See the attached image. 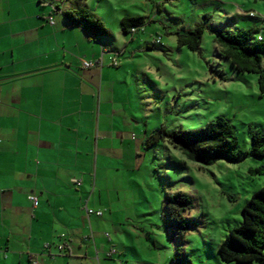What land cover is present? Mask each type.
I'll return each mask as SVG.
<instances>
[{"label":"rangeland","instance_id":"374dc122","mask_svg":"<svg viewBox=\"0 0 264 264\" xmlns=\"http://www.w3.org/2000/svg\"><path fill=\"white\" fill-rule=\"evenodd\" d=\"M85 6L110 31L104 43L124 51L113 55L118 69L110 67L124 82L119 95L125 110L122 161H114L117 170L109 171L107 187L99 185L103 190L86 206L102 212L101 218L91 215L86 222L109 233L103 252L115 254L105 257L106 264H173L176 239L164 198L178 191L189 195L193 205L186 214L190 225L182 253L191 264H226L217 248L241 223L247 199L264 186V172L253 171L264 166V158L249 153L251 134L264 136V96L256 74L236 72L219 55L212 32L255 27L264 37V0H86ZM6 9L12 17L23 11L33 19L52 17L54 23H68L63 11L71 7L67 0H0V11ZM125 16L144 18L132 36L121 32ZM200 25L205 30L198 52L177 45V33ZM70 32L81 34L78 29ZM89 54L80 56V65L95 62ZM217 117L233 127L241 152L238 163L200 166L166 142L145 144L160 129L193 131ZM99 194L102 203L97 207Z\"/></svg>","mask_w":264,"mask_h":264},{"label":"crops","instance_id":"0c3cea01","mask_svg":"<svg viewBox=\"0 0 264 264\" xmlns=\"http://www.w3.org/2000/svg\"><path fill=\"white\" fill-rule=\"evenodd\" d=\"M24 13L0 11V264H106L109 233L84 208L122 161L124 82L110 67L124 51ZM88 52L101 65L83 68Z\"/></svg>","mask_w":264,"mask_h":264},{"label":"trees","instance_id":"16d2710c","mask_svg":"<svg viewBox=\"0 0 264 264\" xmlns=\"http://www.w3.org/2000/svg\"><path fill=\"white\" fill-rule=\"evenodd\" d=\"M71 10L63 11L70 26H79L94 40L111 37L98 16L85 6L86 0H67ZM40 2V1H38ZM56 11L61 12L60 5ZM207 20V16H204ZM144 24L142 16H125L120 19L121 32L132 36L131 29ZM204 25L195 27L186 33H177L179 47L198 52ZM258 29L250 27L237 31L214 30L213 41L219 55L227 59L236 72L257 75L260 96H264V37L258 40ZM114 66V65H113ZM166 142L185 160L200 166H209L219 161L238 163L241 152L232 125L223 117H217L204 127L193 131L167 132L163 129L151 134L145 141L146 146ZM249 153L255 158H264V136L251 134ZM264 172V166L255 170ZM191 197L180 191L165 195L164 209L176 239L173 264H191L182 253L185 234L190 225L186 214L192 209ZM242 221L231 228L217 248L219 259L226 264H264V186L254 192L242 207Z\"/></svg>","mask_w":264,"mask_h":264},{"label":"built area","instance_id":"2783aa9c","mask_svg":"<svg viewBox=\"0 0 264 264\" xmlns=\"http://www.w3.org/2000/svg\"><path fill=\"white\" fill-rule=\"evenodd\" d=\"M250 16H253V14L250 13ZM262 20H264V16H262ZM48 21L52 24V18H51V17L48 18ZM131 31L134 32V29H131ZM257 38H258V40H261V36H258ZM159 41H160V38L158 37V38L156 39V42H159ZM112 64H113L114 66L116 65V61H115V59L112 60ZM95 65H101V62H98V61H97V62H87V61H82V63H81V66H82L83 68H85V69L92 68V67L95 66ZM71 182H72L74 185H76V186H80V182H79L78 180H76V179H71ZM28 199L30 200V202L32 203L33 206H36V205H37V199H36L34 196L30 195V196L28 197ZM84 209H85V212H86V214H87L88 216H90V215H95V216L100 217V216L102 215V212H101L100 210H91V209L87 208L86 206H85ZM106 236H107V235H106ZM58 249H59V250H62V246H58ZM32 264H37V263H36V262H32Z\"/></svg>","mask_w":264,"mask_h":264}]
</instances>
